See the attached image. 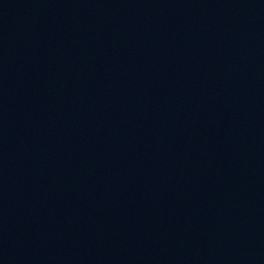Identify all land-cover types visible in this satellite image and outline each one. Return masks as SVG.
Instances as JSON below:
<instances>
[{
	"label": "water",
	"instance_id": "obj_1",
	"mask_svg": "<svg viewBox=\"0 0 264 264\" xmlns=\"http://www.w3.org/2000/svg\"><path fill=\"white\" fill-rule=\"evenodd\" d=\"M0 264H264V0H0Z\"/></svg>",
	"mask_w": 264,
	"mask_h": 264
}]
</instances>
